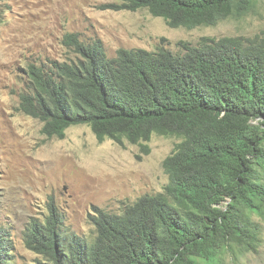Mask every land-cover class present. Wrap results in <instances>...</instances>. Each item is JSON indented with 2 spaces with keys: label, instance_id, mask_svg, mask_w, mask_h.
<instances>
[{
  "label": "trees",
  "instance_id": "obj_1",
  "mask_svg": "<svg viewBox=\"0 0 264 264\" xmlns=\"http://www.w3.org/2000/svg\"><path fill=\"white\" fill-rule=\"evenodd\" d=\"M258 1L116 0L103 8H145L171 27L191 29L239 18ZM64 43L80 57L31 64L32 90L20 96L47 137L64 138L70 126L87 124L101 142L128 140L146 153L155 133L180 141L163 161L165 190L120 212L94 207V238L72 233L55 207L32 223L25 242L42 256L34 264H222L225 254L258 252L264 37L207 36L196 45L181 42L180 52L119 48L114 57L100 38L85 42L68 33ZM10 244L0 235V264L17 263Z\"/></svg>",
  "mask_w": 264,
  "mask_h": 264
},
{
  "label": "rangeland",
  "instance_id": "obj_2",
  "mask_svg": "<svg viewBox=\"0 0 264 264\" xmlns=\"http://www.w3.org/2000/svg\"><path fill=\"white\" fill-rule=\"evenodd\" d=\"M112 1L0 0V235L11 238L16 264L42 258L27 247L26 232L45 220L51 207L70 231L92 239L94 207L120 212L144 195L163 192L169 181L163 161L180 141L155 133L146 153L128 140L101 142L87 124L72 125L64 138L47 137L44 122L20 106L21 94L33 87L26 74L31 64L77 60L80 55L63 43L68 32L86 42L100 38L110 57L119 48L180 52L181 42L196 45L207 36L264 37V0L239 18L191 29L171 27L145 8H103ZM257 220L259 251L238 258L225 254L222 264H264V217Z\"/></svg>",
  "mask_w": 264,
  "mask_h": 264
},
{
  "label": "clouds",
  "instance_id": "obj_3",
  "mask_svg": "<svg viewBox=\"0 0 264 264\" xmlns=\"http://www.w3.org/2000/svg\"><path fill=\"white\" fill-rule=\"evenodd\" d=\"M114 1H116V0H113L112 2H114ZM111 2V3H112ZM109 9H111V8H109ZM115 10V9H114ZM68 33H76V32H68ZM68 33H66V34H68ZM65 34V35H66ZM77 35L79 34V33H76ZM65 35H64V37H65ZM82 39V38H81ZM83 40V39H82ZM86 42V41H85ZM63 43H64V38H63ZM65 44V43H64ZM66 45V44H65ZM67 46V45H66ZM68 48H69V46H67ZM138 48H142V47H138ZM71 49V48H70ZM146 49V48H145ZM76 53V52H75ZM78 54V53H77ZM78 56H79V54H78ZM52 61V60H51ZM51 61H49L48 63H44V64H42V65H48ZM58 61V60H57ZM60 62H63V61H60ZM71 127V126H70Z\"/></svg>",
  "mask_w": 264,
  "mask_h": 264
},
{
  "label": "bare ground",
  "instance_id": "obj_4",
  "mask_svg": "<svg viewBox=\"0 0 264 264\" xmlns=\"http://www.w3.org/2000/svg\"><path fill=\"white\" fill-rule=\"evenodd\" d=\"M104 12V11H103ZM50 25V24H49ZM40 28V27H39ZM51 28V27H50ZM56 28V27H55ZM54 30V29H53ZM60 30V29H59ZM122 41V40H121ZM129 43V42H128ZM131 43V42H130ZM118 44V43H117ZM129 45V44H128ZM29 51V50H28ZM127 51V50H126ZM36 67V66H35ZM86 75V74H85ZM32 106V105H31ZM30 117V116H29ZM41 220H43V218L41 219ZM72 233H74V232H72ZM77 233H75V235H76ZM77 236V235H76Z\"/></svg>",
  "mask_w": 264,
  "mask_h": 264
}]
</instances>
